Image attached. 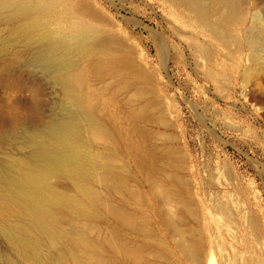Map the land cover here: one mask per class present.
Here are the masks:
<instances>
[{"label":"rangeland","instance_id":"obj_1","mask_svg":"<svg viewBox=\"0 0 264 264\" xmlns=\"http://www.w3.org/2000/svg\"><path fill=\"white\" fill-rule=\"evenodd\" d=\"M245 1L251 5L252 12L246 11ZM49 2L56 5L65 21L76 18L104 31L105 36L116 38L118 42L112 46V52L130 61L105 64L96 70L97 62L108 55L94 52L82 66L93 70L88 78L89 89L101 102L97 115L109 130L106 134H90L94 152L103 161L107 159L118 177L126 178L129 183V187L114 189L96 181L95 187L104 199L128 211L132 209L131 212L148 221L152 234L145 236L146 262L192 264L180 260L183 254L176 246L178 238L167 236L162 222L165 212L178 210L185 202L192 211L185 209L183 225L192 235L202 238L206 263L210 258L212 264H223L225 258L234 257L233 250L237 248L244 251L236 264H248L242 259H247L249 248H244L245 240L239 233L237 238L231 236L240 229L236 223H228V210L220 204H225L234 214L246 213L259 221L262 247L259 251L264 256V65L251 69V75L247 72L253 66L249 39L262 35L257 21L253 20V12L264 9V0L240 1L247 20L233 30L228 41L210 33L180 0ZM17 41L16 28L5 23L0 15V73L16 70L11 73L16 80L0 82L3 86H0V111L11 101L18 108L8 115L10 118L0 112L3 120L0 125H6L0 126V162L28 152L25 142L28 129L42 128L61 117L57 106L63 101L60 87L39 69L27 66L34 50ZM190 41L206 47L207 54L193 48ZM12 42H17V46H10ZM23 71H29V75ZM21 74L27 77L22 78ZM104 100L114 102L109 104ZM110 111L117 112V116ZM119 113L124 115V120V117L129 119L125 120L127 128L121 123L126 132L138 127L139 133H134V137L141 150L151 153L153 172L138 168L134 153L129 152L124 140ZM17 115L24 119L22 123ZM174 173L181 179L173 180ZM130 186L135 190L133 193L127 192L132 189ZM108 213L102 208L84 223H89V236L98 253L122 264L120 252L108 241L119 234L125 237L124 231L121 221ZM153 250L166 253L170 261L156 259ZM11 259L18 261L20 257L0 234V264Z\"/></svg>","mask_w":264,"mask_h":264},{"label":"bare ground","instance_id":"obj_2","mask_svg":"<svg viewBox=\"0 0 264 264\" xmlns=\"http://www.w3.org/2000/svg\"><path fill=\"white\" fill-rule=\"evenodd\" d=\"M180 1L194 13L195 18L210 33L225 41L229 40L228 37L238 25L245 23L247 20L246 11L252 12L251 5L246 1V11L240 9L242 0ZM263 10L257 8L253 12V20L257 21L258 31L262 35L252 36L249 39L250 48L253 50L251 59L253 66L247 70L249 75L253 73L251 69H256V66L260 64L264 65ZM0 15L4 16L5 23L16 28L17 42L34 50L27 66L39 69L40 73L46 75L60 87L63 94V101L57 105L61 117L42 128L28 129L25 139L29 147L28 152L0 162V234L7 239L11 248L20 257L18 261L8 260L7 264H116L114 260L104 258L98 253L96 246L94 247V241L89 236V223H84L88 218L98 213V210L100 213L102 208H106L109 213L121 221V229L124 231L125 237L116 233L119 239L115 237L107 241L110 242L113 249L120 252L122 264H148L146 262L145 242L147 239L145 236L152 234L148 221L137 212H131L132 209L128 211L104 199L95 187L96 181L102 182L108 188L129 187L126 178L118 177L112 165L106 162L108 160L103 161L100 159L102 156L100 157V154L97 156L94 152L95 145L90 134L108 133L109 130L104 126L105 123L101 122L102 118L97 115L101 102L96 93H92L89 89L88 78L93 70L82 66L83 61L92 57L94 52H103L108 55L97 62L96 70H100L105 64L129 63L128 59L112 52V46L118 42L117 39L105 36L104 31L93 28L76 18L70 22L65 21L56 5L50 3L49 0H0ZM17 42L9 44L16 47ZM190 45L204 54L207 52L206 47H201L197 41H190ZM2 59L4 61V58ZM4 69L10 70L9 68ZM15 71L12 72L15 73ZM37 72L39 71L37 70ZM11 73H3L1 70L0 82L11 81L14 78V73ZM27 73L29 71L25 73L28 76ZM25 75L23 77H27ZM36 77L33 79L36 80ZM14 79L16 80V78ZM15 80L13 81L15 82ZM1 84L0 86L3 87ZM37 87H34V90L35 88L37 90ZM108 101L109 104L114 102ZM10 103L2 104L4 106L0 112L5 117L16 112H14V109L17 108L14 106L15 103H12L13 105ZM109 104L108 106H110ZM114 105L116 104L114 103ZM17 106L21 107V105ZM23 108L27 109L26 106ZM113 108L111 109L113 110ZM118 110L115 108V111L118 112ZM28 111L29 109H27ZM115 111H112L113 114ZM123 116L121 113L118 114L120 119H123ZM18 118L20 117L18 116ZM124 118L129 120L127 117ZM21 119H19L20 123L24 120ZM125 120L120 122V124H124V127L127 126ZM122 124L121 127H123ZM125 128L122 131L123 137L130 149L129 152L134 153V159L140 166L138 168L147 170L148 173L153 172L154 161L151 153L141 150L138 140L136 141L134 137V133H139L137 132L139 131L138 127H134L133 132H130L129 128L130 131L126 132ZM0 131L2 133V129ZM172 178L173 180L181 179L178 173H174ZM130 187L132 188V186ZM133 189L129 188L126 191L133 193L135 191ZM128 202L130 203V201ZM181 204L182 208L173 212H165L162 215V222L166 228L165 233L167 236L178 238L176 246L183 254V258L177 255L180 260L184 259L182 261L185 263L189 261L192 264H208L210 258L206 263L207 253L202 238L192 235V231L183 225L185 209L191 212L192 208L187 202ZM220 207L228 210L226 211L228 223H236V227L240 229L239 232H235L231 236L237 238L239 233L245 240L246 247L244 248H249L247 259H242V262L246 260L248 264H264V256L259 251V248L262 249L260 247L259 221L254 217H248L246 213L234 214L225 204H220ZM135 210L137 211V209ZM251 234H254L255 237H250ZM164 247L168 251V248ZM233 251L234 257L228 259V254H226L227 259L222 261L223 264L238 263V258L240 255L242 256L244 250L235 248ZM241 252L242 254H240ZM153 255L156 259H169L168 255L161 251H154ZM227 260L229 261L226 262ZM243 263L245 264V262ZM209 264L212 262L209 261Z\"/></svg>","mask_w":264,"mask_h":264}]
</instances>
